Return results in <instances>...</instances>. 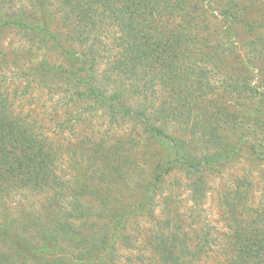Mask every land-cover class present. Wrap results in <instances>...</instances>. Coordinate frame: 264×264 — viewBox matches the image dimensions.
<instances>
[{
	"label": "trees",
	"instance_id": "obj_1",
	"mask_svg": "<svg viewBox=\"0 0 264 264\" xmlns=\"http://www.w3.org/2000/svg\"><path fill=\"white\" fill-rule=\"evenodd\" d=\"M229 3L219 10L224 19L220 38L209 32L200 9L182 0H60L57 5L52 0H32L29 11L0 15V30L16 29L27 42L50 44L58 51L59 62L43 56L14 74L25 81L21 96L34 84V89L56 98L52 113L61 111L63 116L61 121L48 119L57 130L54 134L32 112L15 114L8 88L0 81V207L7 213L0 220V246L9 252L0 251V264H120L116 244L128 247L126 221L150 212L157 188L171 173L180 170L186 176L193 211L190 225H195L196 210L207 192L206 175L220 173L249 143L251 150L264 156V93L245 74L246 59L264 57V45L260 50L252 45L246 59L236 58L241 68H228L240 13L238 4ZM53 25L60 27L61 34L52 32ZM260 25L264 26V19ZM19 58L15 56L14 64ZM5 59L0 50V64ZM101 64L106 68L99 74ZM212 75L218 77L216 82H211ZM113 77L127 85V95H144L145 101L146 90L160 88L156 116L146 113L144 106H131L123 91L110 90L117 83ZM99 111L111 123L122 119L138 124L147 140L164 150V154L157 151L162 160L155 164L135 204L126 206L100 189L113 178L122 179V161L135 146L133 141L125 150L123 138L107 147L105 138L85 142L82 138L72 150L70 141L57 147L51 139L78 123H89L88 114ZM248 113L262 120L252 130L260 129L261 138H250ZM167 120H182L183 136L167 134L157 125ZM227 131L236 134L234 142ZM66 148L74 171L72 184L59 173L61 150ZM77 150L91 166L82 167ZM20 193L45 196L42 212L17 204L18 220L10 222H19L21 232L5 221L8 204ZM247 194L239 183L223 193L228 233L221 241L206 231L199 242L190 244L184 228L189 225L183 226L182 219L174 221L167 212L146 242L155 264H197L209 254L218 257L215 264H264V207H251ZM144 263L137 259L124 264Z\"/></svg>",
	"mask_w": 264,
	"mask_h": 264
},
{
	"label": "rangeland",
	"instance_id": "obj_2",
	"mask_svg": "<svg viewBox=\"0 0 264 264\" xmlns=\"http://www.w3.org/2000/svg\"><path fill=\"white\" fill-rule=\"evenodd\" d=\"M54 4L60 3V0H52ZM185 5H196V8L200 9L201 19H206L209 24V32L215 35L217 38L222 36L221 28L224 25V19L221 17L219 10L222 8L226 2L231 0H182ZM229 3V4H230ZM233 4H238L240 7L239 17L237 18L238 24L234 27V39L233 51L234 55L228 57V68L235 69L240 67L236 60L239 58L246 59L247 52L253 49L252 45L256 46L260 50L264 45V26L260 25V22L264 19V0H233ZM57 5V4H56ZM32 7V0H5L1 6V17L11 16L12 13H17L22 9L29 11ZM204 10H206L204 12ZM246 12V14H245ZM3 13V14H2ZM5 13V15H4ZM6 13L8 15H6ZM203 14V17H202ZM246 16H245V15ZM215 17V18H213ZM248 20V22L246 21ZM245 23L247 25H245ZM54 24L58 26V20L56 18ZM60 24V23H59ZM53 33L57 30L61 34L60 27H50ZM57 28V29H56ZM60 30H59V29ZM254 28V29H252ZM63 37V36H62ZM257 37H259L257 39ZM62 44L67 47L65 40ZM0 50L2 54L6 56L5 63L0 64V81L1 85L8 88V96L10 101L14 106V113L25 115L28 112H32L35 117H41L43 124H46L45 129L56 134L57 130L54 129L52 122L48 119L53 118L56 120H63L62 114L56 112L54 115L52 113V107H54V102L56 98L54 96L48 95L44 90L34 89V84L30 86L27 93L21 96L23 88L25 86V81L23 78L17 79L14 74L18 68L21 66H30L36 64L43 56H45L49 61H57L58 51L53 50L50 44H42L33 42H27L23 37L22 33L16 29H3L0 30ZM18 55L20 58L14 64V58ZM245 68L249 71H245L246 75H249L251 84L259 85L258 92L264 93V72H260L264 68V57H258L257 59L247 60L246 59ZM105 64L99 66L100 73L104 70ZM250 69L251 75H250ZM253 75V76H252ZM211 82L217 81L218 77L210 76ZM112 80H116V84L112 86L110 90H121L124 95L129 96L131 106L137 108L138 106L146 107L148 114L151 117L156 116L157 107L160 98V88L155 87L154 89L146 90V96L148 99L145 101L144 95L138 98L127 95L128 87L121 84V79L113 77ZM122 86V87H120ZM154 92H153V91ZM52 97V99H51ZM131 97V98H130ZM154 98H156L154 102ZM208 98V97H207ZM234 101V100H232ZM242 102V101H240ZM247 107L250 106L249 101H243ZM157 104V105H156ZM152 106L156 109L151 110ZM250 109V108H248ZM154 111V114H153ZM248 111V110H247ZM52 115V116H51ZM246 127L250 128V138H261L263 132L259 130H254L256 126L262 121L260 119H254V115L248 113ZM251 116V117H250ZM90 120L89 123L76 124L70 130L65 129L62 134L52 135L51 139L55 142L56 146L63 145L67 146L68 141L72 144V150L76 147L77 143L84 138V142L90 138L92 141H97L99 139L105 138L106 147L109 146L111 142L118 138H123L124 148L128 150L132 145L129 144L133 141L135 144L132 147V151L129 153L125 152L123 164L121 166V176L122 179L116 180L113 178L110 182L103 183L100 188L102 192H107L113 198H116L126 206L135 204L140 200L142 187L147 184L154 171L155 164L162 160V155H159L157 151L164 154V150L158 147L155 143L148 141L147 136L142 133V128L134 122H129L127 120H114L112 123L110 119L102 112L90 113L88 114ZM48 122V123H47ZM157 125H161L167 134L172 136H183L185 130V124L181 120H167L164 123L159 122ZM230 142H234V137L236 134L234 132L227 131ZM256 133V134H254ZM64 138V139H63ZM187 138V137H185ZM87 146H91L90 143ZM253 144H246L233 160L227 162L220 173H212L206 175L207 179V192L201 204L197 208L198 214L195 225H190L191 218L189 217L193 211H190L192 203L189 198V192L186 189L187 180L186 176L180 170H176L171 173L168 177L164 179V182L157 188L156 194L153 199V206L150 207V212L140 213L135 217H130L125 223L124 234L128 235L125 241L128 244L127 248L121 247L120 243L116 244V261L120 264H124L125 261L129 260H143L144 264H155L156 259L151 253V250L146 246V242L151 235L157 232L156 226L158 223H162L168 215L173 218V220L182 219L183 223L188 228L185 231L188 233V240L190 244L194 245L199 242V238L207 232H209L212 237H218L221 241L222 236L228 233L227 221H225V215L223 213V198L222 195L228 189L237 185V183L242 185V190L247 191L248 204L251 207H264V156H260V151L251 150ZM63 153V162L60 166L64 177L67 179L69 184L73 183V167L70 158L65 154L69 152L66 148L61 150ZM77 158L82 162V167L86 168L91 166V162L80 156L79 150H77ZM70 154V152L68 153ZM79 154V155H78ZM71 155V154H70ZM121 162V163H122ZM98 167L101 163L97 164ZM45 196L40 194L32 193H20L12 198L11 203L8 207L9 217L5 221L12 224L11 219L15 220L17 204L23 205V208H27L30 212H42V205L44 204ZM168 206V209L165 207ZM165 209V210H164ZM7 213L2 212L0 207V220L4 218ZM150 215V216H149ZM193 215V214H192ZM195 216V214H194ZM3 220V219H2ZM18 220V219H17ZM103 223H97L96 228L100 229ZM12 229L21 232L22 226L19 222L12 224ZM218 239V240H219ZM0 251L9 253L6 249L0 246ZM218 257L209 254L208 257H204L197 264H215Z\"/></svg>",
	"mask_w": 264,
	"mask_h": 264
}]
</instances>
